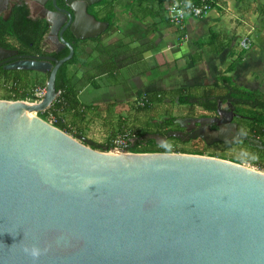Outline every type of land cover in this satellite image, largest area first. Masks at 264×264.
<instances>
[{
  "label": "water",
  "instance_id": "obj_1",
  "mask_svg": "<svg viewBox=\"0 0 264 264\" xmlns=\"http://www.w3.org/2000/svg\"><path fill=\"white\" fill-rule=\"evenodd\" d=\"M98 1L63 0L62 27L47 18L64 58L0 46V65L14 55L7 69L49 71L40 100L0 99V264H264V172L193 153L108 152L37 115L73 56L65 28L78 40L107 29L88 11ZM148 135L223 141L203 128Z\"/></svg>",
  "mask_w": 264,
  "mask_h": 264
},
{
  "label": "crops",
  "instance_id": "obj_2",
  "mask_svg": "<svg viewBox=\"0 0 264 264\" xmlns=\"http://www.w3.org/2000/svg\"><path fill=\"white\" fill-rule=\"evenodd\" d=\"M116 15L114 28L100 34V46L92 52L91 48H87L89 52L80 51L79 62L83 64L79 73L67 69L74 81L84 79L95 85L96 76L112 74L125 65L124 85L115 87L113 83L111 88L123 87L126 97L161 93L171 100L179 92L226 95L229 82H224L223 76H230L234 85L249 88L252 83L254 89L261 90L258 87L264 81V0H217L207 14L186 16L183 29L168 21L166 11L163 21L150 16L134 19L119 8ZM245 36L249 38L248 47L240 45ZM99 49H108L113 58L100 54ZM89 56L94 62L88 60ZM135 59L146 63L129 70ZM148 59L153 61L149 63ZM231 64L234 69L229 71ZM90 70L95 74L91 75ZM250 72L255 77L248 80ZM102 102L96 100L88 105L93 106L88 110L96 109Z\"/></svg>",
  "mask_w": 264,
  "mask_h": 264
},
{
  "label": "trees",
  "instance_id": "obj_3",
  "mask_svg": "<svg viewBox=\"0 0 264 264\" xmlns=\"http://www.w3.org/2000/svg\"><path fill=\"white\" fill-rule=\"evenodd\" d=\"M186 3H200L201 0H182ZM212 7L215 5V2L217 0H206ZM169 4V0H100L94 4H92L88 10L90 13H92L95 18L106 21L108 23L107 29L104 31V33H107L111 31L114 28L115 25V18H116V9L119 8L123 11H126L128 14H130L134 19H143L146 16H150L151 18H159V20H164V12L166 11V7ZM96 9L98 11H96ZM100 12H102V15H100ZM20 28V35L21 37H31L32 40L35 41V43L40 46L41 40L44 36V34L48 30V26L46 23H38L34 24L30 18L27 17V13L25 9L22 7H15L13 10V13L11 15L10 20L4 21L0 19V35L4 33L12 32L11 30L13 28ZM34 27H37V30L33 33ZM69 37L74 39V37L69 33ZM1 37V36H0ZM101 39V36L92 39L93 42H95V46H100L99 40ZM0 46H2L0 42ZM101 54H104L105 56H109L110 52L108 49L106 52L101 51V49L98 50ZM111 57V56H109ZM113 58V57H111ZM80 61L79 58L76 56L70 59L69 61L65 62L57 71L56 74V80H55V87L56 90L59 91L58 96L54 100V102L50 105V108L52 107L56 113L57 120L56 122H53V125L60 128L61 130L67 132L68 134H75V131L72 130L70 126L66 122L62 120V114L64 112H72V115L74 117H79L83 115V108H86V110L93 108V106H82L80 103L78 97H77V89H76V81H74L73 76L68 75L67 72V66L72 63H77ZM83 63V62H82ZM94 68V65L92 66ZM234 69V64H231L230 70L232 71ZM4 76V77H3ZM1 77L4 78L1 79ZM9 75L2 74L0 75V81H10L11 88L6 90V92L2 93L1 99H9V100H17V99H23L31 101L38 100V98L33 94L32 89L30 91L26 90L27 86L29 84V80L27 79V76L24 77L20 75H13V77L10 79ZM222 80L224 82H229V91L230 93L228 96L235 97L236 103L238 104V111L241 113H244L247 115V119L249 121L246 122L245 128L249 130L253 134V136L257 137L259 141L262 143V147L259 148L258 146L254 149L257 151H260L264 153V91L261 90H250L247 87L244 86H237L231 83L230 76H223ZM36 81V80H35ZM41 83V81H38ZM94 84V83H93ZM150 94V97H152V102L149 104H146L142 108L137 109H148L152 106L153 102H160L163 97L161 94V97L157 98L156 93H148ZM152 95V96H151ZM195 100V103L193 102ZM215 97L210 94H203V95H193L191 93H185V92H179L177 95V102L179 104H196L199 107H201L203 110L211 111L214 110L215 107ZM243 105V106H242ZM57 111H60L61 113H58ZM38 116H40L43 119L47 118V110L38 112ZM173 119H175L172 116L164 117L163 119L157 120L155 122H148L146 123L143 130H134L136 133V141L133 146H131L130 150L133 152H183V153H193V154H203L202 152H189L186 150H171L167 148V145H157L153 139L149 140V143L154 146H160L159 150H156L149 145H146L143 143L144 137L146 134L151 133H160L167 134L168 130L171 129V125L173 123ZM123 128V127H122ZM121 128V129H122ZM119 129V131L121 130ZM171 139H176L174 137H170ZM177 141H180V139L177 138ZM108 145V142L106 143ZM102 144V145H106Z\"/></svg>",
  "mask_w": 264,
  "mask_h": 264
},
{
  "label": "rangeland",
  "instance_id": "obj_4",
  "mask_svg": "<svg viewBox=\"0 0 264 264\" xmlns=\"http://www.w3.org/2000/svg\"><path fill=\"white\" fill-rule=\"evenodd\" d=\"M90 6L91 5H89V7ZM96 11L98 10L96 9ZM85 44L87 46H93L95 42L89 40ZM88 60L94 62L95 59H91V56H89ZM147 61L150 63L153 59H148ZM145 63L146 62L142 63L139 59H135L128 68L129 70L141 68ZM68 68L71 70L70 72H72L76 66H68ZM115 70L114 73L109 75L96 76L94 79L96 86L92 83H86L84 79L76 82L78 99L83 106L92 105L96 100H102L103 102L96 105V109L92 110H86V108L82 107L84 112L81 117H74L71 111L62 114L64 121L75 131V134H70L72 137L76 138L78 135L83 134V136L91 138L100 144H106L122 127L143 130L146 123L150 121L155 122L164 117L172 116L176 118L189 114L201 115L205 113V111L196 104H179L175 95L171 100L165 97L161 102H153L152 106L148 109H137L134 105L137 96H134V98L126 97V91L121 89L123 87L119 89L111 88V84L113 83L116 84L115 87L120 84L124 85L123 83L126 76L125 71L127 68L124 65ZM90 71L91 75L95 74V71ZM34 75H38L37 78H34ZM89 75L90 74H88V76ZM254 77L255 75L253 72L248 74V80ZM28 78L29 84L26 90L30 91L32 89L33 91L36 87H41L45 90L47 79L45 75L30 72ZM38 81H41V83ZM11 84L10 81H0V97L2 93L11 88ZM249 86L254 87L252 83H249ZM258 88L264 91V81L261 87L259 86ZM28 101L31 100L28 99ZM107 102L113 103V105L107 104ZM193 102L195 103V100H193ZM260 144L261 142L259 145H253L243 141H234L231 143L220 141L206 144L200 138L181 142L171 139L168 141L167 148L176 151L186 150L189 152H202L203 154L200 155L222 158L264 172V153L254 149L255 146L262 147ZM152 146L156 150L160 149L159 146L151 145V147Z\"/></svg>",
  "mask_w": 264,
  "mask_h": 264
},
{
  "label": "flooded vegetation",
  "instance_id": "obj_5",
  "mask_svg": "<svg viewBox=\"0 0 264 264\" xmlns=\"http://www.w3.org/2000/svg\"><path fill=\"white\" fill-rule=\"evenodd\" d=\"M15 7H22L23 9H25L27 13V17L30 18V20H32L34 24L35 23L38 24L40 22L46 23L48 26V30L44 34L41 40V45L38 46L35 43V41L32 40L33 38L28 37V36L21 37L20 35L21 27L17 29L14 27L11 30L12 32L9 31V33H4L0 35L1 36L0 42L2 44V47L6 49L16 50L15 56L16 55H48V56H52L57 59H61L68 55L69 49L67 45L63 42V40L60 39V36H58V34H56L57 40L53 38L54 34L50 31V24L47 21V18H51L52 20H54V22L61 25V27L67 24V19L66 18L64 19L65 13L62 12L64 11V9L67 8L63 0H8V3L5 8L3 7V5L0 7V19L4 20L5 22L10 20ZM88 10H90L89 7H88ZM34 28L35 29L33 30V33L37 30V27H34ZM69 33L71 34L69 30V26H68L63 31L62 37L64 40L72 43L73 45L74 52H73V56L70 59H72L75 56L80 59V51L82 52V50L84 49L87 52H89L87 48H91L90 52L93 51V48L95 49V45L93 46L89 45L88 47L85 44L87 41L89 40L92 41V39L94 38L78 40L71 34L74 37V39H72L69 37L70 36ZM101 35H98L97 37ZM13 56H10V57H7L1 60L3 62L5 60L7 61L0 65V75L2 74L9 75L10 79L13 77V75H20L22 77L26 75L27 79L29 80L28 78L29 73L36 72L38 74L45 75V77H48V74H49L48 70L46 72H40L36 70L7 69L6 66L14 62V59H11ZM82 64L78 61L77 63H74V64L72 63V64H69L68 66L75 65L76 68L74 69V72L79 73L80 67ZM68 66H67V69H68ZM37 76L38 75H34V78H37ZM3 77H1V79L4 80ZM249 89L259 90V89H254V87H251V86L249 87ZM229 93L230 91H228L226 95H222V94L213 95L215 97L214 110H211V111L204 110L205 113L201 115L189 114L187 116L176 117L175 119L172 120L173 123L171 125V129L168 131H178L182 133L183 136H186L188 134H191L194 131H197L203 128L206 132L210 134L216 133L220 135L223 141L227 143H231L234 141L235 142L243 141L249 144L259 145L260 143L259 139L253 136V134L249 132L247 128H245L246 122L249 121L247 119V115L238 111V107H237L238 104L236 103L237 101L235 100V97L233 96L229 97L228 96ZM151 134L156 136L157 141L163 140V137L166 135V134H163L162 132L160 133L155 132ZM198 138L199 137H197L196 139ZM149 140H150L149 135L146 134L144 137L143 143L151 147ZM169 140H171V138L166 137V140L162 145L157 144L155 140L154 142L157 145L163 146V145L168 144ZM174 140L177 141V138ZM217 142H220V141H217ZM260 145H262V143Z\"/></svg>",
  "mask_w": 264,
  "mask_h": 264
},
{
  "label": "built area",
  "instance_id": "obj_6",
  "mask_svg": "<svg viewBox=\"0 0 264 264\" xmlns=\"http://www.w3.org/2000/svg\"><path fill=\"white\" fill-rule=\"evenodd\" d=\"M212 8V6L206 1L201 0L200 3H186L182 0H169V4L166 7V15L168 21L177 26L178 28L183 29L185 27L184 20L186 16H193V17H201ZM240 45L242 47H248L249 46V38L247 36L243 37L240 41ZM44 93V88L36 87L33 90V94L40 100ZM59 94V91L57 93V96ZM152 96V95H151ZM156 97H161L160 93H156ZM34 100V101H38ZM152 102V97H150V94L143 93L140 96H138L135 101L134 105L136 108H142L146 104H149ZM47 110V118L44 119L50 124L53 125V122H56L57 116L54 111V109L50 106L46 109ZM58 113H61L60 111H57ZM64 121V118H62ZM65 122V121H64ZM68 126H70L68 124ZM136 133L132 128H122L119 132H117L115 135H113L107 146L108 152H113L114 150L121 151V152H133L130 150L131 146L134 145L136 141ZM134 140V142H132Z\"/></svg>",
  "mask_w": 264,
  "mask_h": 264
},
{
  "label": "bare ground",
  "instance_id": "obj_7",
  "mask_svg": "<svg viewBox=\"0 0 264 264\" xmlns=\"http://www.w3.org/2000/svg\"><path fill=\"white\" fill-rule=\"evenodd\" d=\"M2 4V3H1ZM28 101V100H27ZM34 114V113H33ZM114 153V152H113Z\"/></svg>",
  "mask_w": 264,
  "mask_h": 264
}]
</instances>
